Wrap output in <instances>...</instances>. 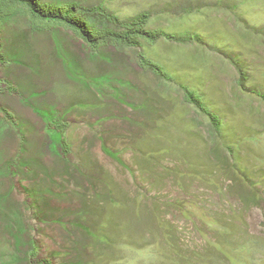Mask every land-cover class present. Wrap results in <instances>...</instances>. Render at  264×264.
Wrapping results in <instances>:
<instances>
[{
	"label": "rangeland",
	"instance_id": "374dc122",
	"mask_svg": "<svg viewBox=\"0 0 264 264\" xmlns=\"http://www.w3.org/2000/svg\"><path fill=\"white\" fill-rule=\"evenodd\" d=\"M110 7L162 37L5 35L0 264H264V0Z\"/></svg>",
	"mask_w": 264,
	"mask_h": 264
},
{
	"label": "trees",
	"instance_id": "16d2710c",
	"mask_svg": "<svg viewBox=\"0 0 264 264\" xmlns=\"http://www.w3.org/2000/svg\"><path fill=\"white\" fill-rule=\"evenodd\" d=\"M116 0H0V65L9 63L3 41L9 29H26L32 33H49L61 29L74 41L91 52L102 47H114L123 54L124 49H139L153 44L162 37L161 31L148 28L149 18L140 14L134 18H121L110 6ZM170 38V36L168 37ZM171 40V39H170ZM7 84V83H6ZM192 94L185 101L199 107ZM9 118V113L5 111ZM67 126V125H66ZM62 136L61 155L68 153ZM44 264H51L45 261Z\"/></svg>",
	"mask_w": 264,
	"mask_h": 264
}]
</instances>
